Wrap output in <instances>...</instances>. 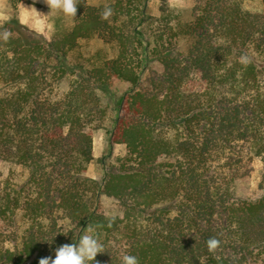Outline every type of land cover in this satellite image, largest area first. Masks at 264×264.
<instances>
[{"label":"trees","instance_id":"obj_1","mask_svg":"<svg viewBox=\"0 0 264 264\" xmlns=\"http://www.w3.org/2000/svg\"><path fill=\"white\" fill-rule=\"evenodd\" d=\"M7 2L0 160L27 176L0 181V264L54 258L88 224L103 225L99 264H120L124 253L140 264H264V12L241 0H193L190 18L174 26L167 0L158 17L145 13V0H110L107 21L105 3L79 0L72 25L45 40L17 24L19 4L29 1ZM154 22L161 28L147 38ZM93 38L115 53L72 60L80 41ZM244 52L252 56L246 68L238 62ZM108 106L115 111L110 143L127 152L99 181L86 171ZM254 156L263 161V193L242 198L238 182ZM101 194L121 209L111 227ZM213 236L221 245L210 253Z\"/></svg>","mask_w":264,"mask_h":264},{"label":"rangeland","instance_id":"obj_2","mask_svg":"<svg viewBox=\"0 0 264 264\" xmlns=\"http://www.w3.org/2000/svg\"><path fill=\"white\" fill-rule=\"evenodd\" d=\"M29 3L22 2L19 4L18 10L16 11L15 19L17 24H21L26 27L34 36L39 35L45 38V40H50L54 35L56 29L58 28H69L72 25V19L68 17H64L62 14H47L50 9L44 3V0H28ZM110 0H88L89 3L99 4V3H107ZM132 0H123V3H131ZM137 4L139 0H135ZM244 8L253 11V12H264V5L262 0H241ZM168 2V0H167ZM187 7L183 11L176 12L173 10L174 17L172 19L171 24L174 26L179 22L187 20L190 18V10L193 6V0H186ZM129 5V4H128ZM41 12L37 13L36 10ZM161 0H145L144 11L147 15L158 17L161 14ZM0 14L4 16L11 17L13 11L11 10L7 0H0ZM39 15L40 18L46 23V27L44 28L42 34L38 31H35L37 25L33 23L30 17H35ZM24 21V23H21ZM0 30L4 28H8L4 26ZM161 28L160 24L154 22L150 25V27H146V37L151 38L150 34L153 30H158ZM152 30V31H151ZM165 37L168 40H175L174 35L167 30L165 33ZM115 50L109 45L98 39H89L80 41L79 46L71 52L70 57L72 60L83 62L84 60H88L93 58L96 53L102 56H110L113 55ZM150 66L152 69L156 71L161 70V66L157 61H151ZM72 77V75H70ZM68 76L67 78H71ZM66 81V80H65ZM63 81L61 85L58 87V92H62L67 88L66 82ZM125 88V85L119 87L116 92L119 94ZM111 98L108 96L104 97V102H110ZM109 109V106H108ZM115 115V111L110 107L108 117L103 122L102 127L95 129L93 132V160L88 164L87 167V175L97 180L101 181L104 177L106 171H110L117 165V158L123 157L126 155L127 149L124 144L117 143L111 144L109 140V130L113 127V117ZM252 171L249 176L245 179L238 182V195L242 198H250L255 199L262 195L263 191L259 188V183L261 180V172L263 168V161L261 157L254 156L252 159ZM27 176V169L22 168L19 165L14 163H7L0 160V181H2L5 177H10L12 182L18 183L25 179ZM100 201L102 204L103 211L106 214L111 212H115L117 215H121V209L117 203V201L111 197H108L104 194L100 195ZM4 228V232L11 229L7 226Z\"/></svg>","mask_w":264,"mask_h":264},{"label":"clouds","instance_id":"obj_3","mask_svg":"<svg viewBox=\"0 0 264 264\" xmlns=\"http://www.w3.org/2000/svg\"><path fill=\"white\" fill-rule=\"evenodd\" d=\"M50 11L45 14H62L64 17L74 18L77 16V5L80 4L79 0H44ZM168 7L176 12L183 11L187 7L186 0H168ZM36 10V8H35ZM39 14L41 12L37 11ZM114 14V9L108 3L103 5V10L100 12L101 20H109ZM11 17L0 14V28L3 24L9 22ZM37 27L33 30L42 34L46 23L40 18L39 15L30 17ZM24 23V21H21ZM12 37V33L4 28L0 30V43L7 44ZM238 62L245 68L252 63V56L247 53H241L238 57ZM116 213L113 211L105 216L108 221V227H111L112 222L116 219ZM67 231L71 228L67 225L64 226ZM101 224H88L83 230L82 235H79L78 240L74 243H64L54 249L55 257L51 255L43 257L39 260V264H99L96 260L98 253L105 252V246L100 240L98 229H101ZM67 232L65 233V235ZM207 250L210 253H215L220 247L221 241L215 236L209 237L206 241ZM120 264H140L139 258L136 255L124 253L121 256Z\"/></svg>","mask_w":264,"mask_h":264}]
</instances>
